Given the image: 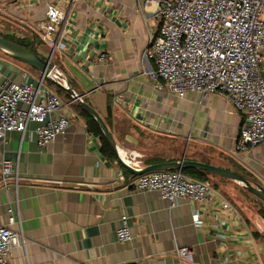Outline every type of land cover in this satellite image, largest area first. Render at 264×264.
<instances>
[{
	"label": "crops",
	"instance_id": "1",
	"mask_svg": "<svg viewBox=\"0 0 264 264\" xmlns=\"http://www.w3.org/2000/svg\"><path fill=\"white\" fill-rule=\"evenodd\" d=\"M59 1L67 6L63 30L68 50L52 62L99 112L119 148L130 142L135 150L147 142L157 147L154 154H142V160H163L144 167L187 156L228 169L236 162L264 186V142L236 152L247 120L230 100L218 93L179 97L157 88L145 73L143 53L161 26L155 4L0 0L1 33L33 40L47 6ZM36 48L43 58L50 56L45 42L38 41ZM102 54L108 57L100 61ZM261 71L264 76V51ZM40 75L0 50V88ZM50 86L63 100L73 99L56 84ZM36 126L32 123L30 130ZM29 131L9 132L0 141V166L9 159L19 174L18 191L14 186L7 190L0 180V225L7 222L12 202L20 209L23 234L9 254L10 264H264V227L228 197L221 185L226 182L214 187L217 196L211 200L185 198L172 204L157 190L135 189L138 176L117 154L111 159L103 153L101 138L89 132L80 114L45 148ZM124 216L131 233L126 241L118 237ZM182 247L191 250V260L179 255Z\"/></svg>",
	"mask_w": 264,
	"mask_h": 264
},
{
	"label": "built area",
	"instance_id": "2",
	"mask_svg": "<svg viewBox=\"0 0 264 264\" xmlns=\"http://www.w3.org/2000/svg\"><path fill=\"white\" fill-rule=\"evenodd\" d=\"M147 2L157 6L161 20L160 28L151 34L143 53L145 73L155 81L156 87L179 97L189 92L204 97L213 93L226 97L247 120L238 137L236 152L248 151L264 142V76L261 71L264 0ZM67 17V6L62 1L49 4L44 19L35 28L39 39L51 48V62L58 53L68 50L63 30ZM107 57L102 54L98 59L103 61ZM49 82L65 90L70 87L64 72L55 64L36 81L2 85L0 141L12 131L24 134L36 123L30 135L35 133L39 146L45 148L67 131L72 118L79 117L73 106L75 99L63 100ZM132 156L127 163L136 169L143 168L142 154L134 152ZM0 180L7 190L14 186L18 191V170L9 159L1 162ZM133 184L137 190L159 191L172 204L185 198L205 202L217 196L212 180L194 177L183 169L152 171L138 176ZM21 235L20 209L11 202L8 220L0 225V264H10L9 254L20 245ZM118 237L123 241L131 238L126 216ZM178 252L184 259H192L188 247Z\"/></svg>",
	"mask_w": 264,
	"mask_h": 264
},
{
	"label": "water",
	"instance_id": "3",
	"mask_svg": "<svg viewBox=\"0 0 264 264\" xmlns=\"http://www.w3.org/2000/svg\"><path fill=\"white\" fill-rule=\"evenodd\" d=\"M0 50L4 51L13 58H16L28 64L29 66L35 68L41 73H49L54 65V63L51 62L49 58L45 59L38 53L28 48H25L11 40H8L1 35H0ZM66 91L71 94V96L75 99L77 103H79L82 107H84L95 118V120L98 122L101 129L103 130L105 137L110 143L112 149L120 157L123 166L134 175L140 176L142 174H146L152 171L173 170V169L201 170L203 172H207L222 178H226L241 183L249 193H251L252 195H254L256 198H258L264 203V186H262L259 183H252L246 176L237 173L234 170L217 166L211 163L183 158L181 161L161 162V163L145 166L141 169L134 168L133 166H131L121 158L119 153V147L115 140L114 134L108 127L105 120L99 114V112L89 103H87L82 98V96L77 95L71 86L67 88Z\"/></svg>",
	"mask_w": 264,
	"mask_h": 264
},
{
	"label": "trees",
	"instance_id": "4",
	"mask_svg": "<svg viewBox=\"0 0 264 264\" xmlns=\"http://www.w3.org/2000/svg\"><path fill=\"white\" fill-rule=\"evenodd\" d=\"M0 35L5 37L8 40H11V41H13V42L25 47V48H28V49L38 53L37 48H36V44L38 43V41L40 42L38 36H34L33 40H28V39H19V38H15L13 36H8V35H5L1 32H0ZM52 83L53 82H49V85H51ZM57 86H58L60 91H66L65 89H63L59 85H57ZM67 95L69 96V94H67ZM74 108L80 114V116L85 119L89 132L94 133L95 135H98L101 138L103 153L105 155H107L108 157H110L111 159H116L117 155H116L115 151L112 149L110 143L108 142V140L105 137L103 130L101 129L100 125L95 120V118L84 107H82L79 103H74ZM187 158L191 159L188 156H187ZM161 160H163V159L157 158V159L152 160V161H150V159H147L146 161H143V164L145 165V163L148 164L150 162H155V161L157 162V161H161ZM202 160H203L202 162L210 163L209 161H207L205 159H202ZM229 169L234 170L237 173H240V174L246 176L252 183H259L258 179L253 174H251L250 172L245 170L243 167L238 165L236 162H234L233 168H229ZM184 171H186L190 175L197 177V178H200V179L212 180V178L210 176L217 178L216 182H213V180H212L213 185L216 189H219L221 182L230 181L229 179L222 178V177H219V176L207 173V172H203L201 170L185 169ZM244 191L251 198L258 200L254 195L252 196V194L249 193L246 189Z\"/></svg>",
	"mask_w": 264,
	"mask_h": 264
},
{
	"label": "rangeland",
	"instance_id": "5",
	"mask_svg": "<svg viewBox=\"0 0 264 264\" xmlns=\"http://www.w3.org/2000/svg\"><path fill=\"white\" fill-rule=\"evenodd\" d=\"M262 19L264 20V13L262 15ZM42 44L40 45V47ZM40 52V50L38 49ZM48 57V56H47ZM49 58V57H48ZM33 68V67H32ZM130 142V141H129ZM150 142H147V144H140L138 145V148H131L132 143L130 142L127 148H124L126 153L128 154L129 157H133L132 154L134 151L137 154H144V153H155L158 152L157 147L152 145H148ZM213 180V182L217 181V178L210 176ZM222 188L226 190L228 193V197H230L233 201L235 200L238 202L240 206H242L245 210L251 211L253 216H256V218L260 221L262 226L264 227V203L260 201L258 204L257 201H255L254 198H251L245 193V189L241 183H238L236 181L230 180L227 181L224 184H221ZM253 196V195H252Z\"/></svg>",
	"mask_w": 264,
	"mask_h": 264
},
{
	"label": "bare ground",
	"instance_id": "6",
	"mask_svg": "<svg viewBox=\"0 0 264 264\" xmlns=\"http://www.w3.org/2000/svg\"><path fill=\"white\" fill-rule=\"evenodd\" d=\"M119 151H120V155L122 156V158H123L126 162L130 163L131 160H130L129 157H127V155H126V151H125L124 149H122V148H119Z\"/></svg>",
	"mask_w": 264,
	"mask_h": 264
}]
</instances>
